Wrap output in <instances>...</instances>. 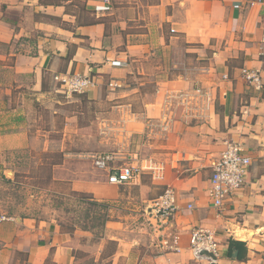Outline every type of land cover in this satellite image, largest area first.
Listing matches in <instances>:
<instances>
[{"label": "crops", "instance_id": "0c3cea01", "mask_svg": "<svg viewBox=\"0 0 264 264\" xmlns=\"http://www.w3.org/2000/svg\"><path fill=\"white\" fill-rule=\"evenodd\" d=\"M187 1L167 14L164 0H84L82 10L75 0H0V149L37 140L48 149L46 134L31 136L34 102L65 92L57 75L89 76L95 84L81 94L113 98L116 117L135 120L142 134L134 152L141 173L130 183L141 184L142 200L152 203L172 187L179 207L171 229L178 252H163L145 217V254L133 251L140 241L132 237L119 244L117 259H125L115 264H209L192 254L198 228L217 242L211 264H264V0ZM207 48L212 56L202 66ZM180 54L194 57L190 67ZM244 68L260 73L261 90L246 82ZM229 141L240 143L252 164L244 187L217 208L210 179ZM150 163L151 193L141 179ZM102 171L97 183L75 178L73 188L110 198L117 185ZM230 239L246 243V260L229 252ZM71 250L55 220L0 222V264H73Z\"/></svg>", "mask_w": 264, "mask_h": 264}, {"label": "rangeland", "instance_id": "374dc122", "mask_svg": "<svg viewBox=\"0 0 264 264\" xmlns=\"http://www.w3.org/2000/svg\"><path fill=\"white\" fill-rule=\"evenodd\" d=\"M75 1L77 9L82 10L84 0ZM142 1L145 6L161 3V0ZM203 1L196 4L202 5ZM178 2L164 0L165 12L173 14ZM212 44L225 46V42ZM212 51L207 48V54L202 55L204 59L199 61L202 66L207 64ZM191 56L187 54L184 58L180 54L178 58L190 67L195 60ZM107 97L97 100L67 91L44 97L34 102L30 113L34 119L31 136H47L53 144L45 149L43 142L37 140L34 146L26 148L0 149V213L10 218L55 220L71 245L73 264L121 263L125 257L117 259L118 246L123 247V240L132 237L140 241L133 250L136 254L142 256L148 249L144 219L152 202L142 200L141 184L113 186L115 194L105 199L84 190L76 191L90 193L93 199L80 200L79 195L69 194L71 189L75 190L72 185L75 178L81 184L97 183L103 178V169L93 164L92 155L113 153L120 164L140 168L134 152L141 148L142 134L136 124L131 126L130 117H116L115 100ZM38 129L40 132H36ZM56 161L62 163L53 167L51 163ZM148 167L144 168L141 179L149 190L153 187L154 167L152 163Z\"/></svg>", "mask_w": 264, "mask_h": 264}, {"label": "built area", "instance_id": "2783aa9c", "mask_svg": "<svg viewBox=\"0 0 264 264\" xmlns=\"http://www.w3.org/2000/svg\"><path fill=\"white\" fill-rule=\"evenodd\" d=\"M246 82L252 84L256 90L263 87L262 77L258 71L244 68L242 70ZM55 80L62 84V88L69 93H81L87 91L95 82L86 75L65 74L55 76ZM111 85H113L111 83ZM97 168L108 173V181L113 185H123L134 181L140 174V168L134 165H116V154L92 155ZM112 162V163H111ZM252 164L251 157L244 151L242 145L235 141L226 143L219 159L214 163L211 175L210 196L213 205L221 208L225 201L235 196L245 185L249 168ZM192 207V205H189ZM179 207L177 205L176 192L172 187H167L152 203L151 208L145 213L148 223L152 225L156 234L154 240L163 252H178L180 246L178 236L173 234L172 219ZM10 217L0 213V222ZM148 224V225H149ZM166 230L164 236L159 232ZM163 236V237H162ZM192 254L195 259L207 257L210 263L219 257V249L212 233L203 229H193L190 237ZM212 252L216 259H212L202 252Z\"/></svg>", "mask_w": 264, "mask_h": 264}, {"label": "trees", "instance_id": "16d2710c", "mask_svg": "<svg viewBox=\"0 0 264 264\" xmlns=\"http://www.w3.org/2000/svg\"><path fill=\"white\" fill-rule=\"evenodd\" d=\"M61 156H63V153L61 152L60 153ZM62 163V161H56V162H53L51 163V165L54 167L55 165H58ZM3 179H6L4 175L1 176ZM71 195H79V197H81L80 200H86V199H93V195L90 194V193H87V192H81V191H76V190H73L71 189L70 193ZM108 218H106L104 221H107ZM236 247L238 250H239V253H238V256H237V259L239 261H243V260H246L247 259V254H248V248L246 246V243L243 242V241H238V240H235V239H230L229 240V252L232 254L233 253V248Z\"/></svg>", "mask_w": 264, "mask_h": 264}, {"label": "water", "instance_id": "95a60500", "mask_svg": "<svg viewBox=\"0 0 264 264\" xmlns=\"http://www.w3.org/2000/svg\"><path fill=\"white\" fill-rule=\"evenodd\" d=\"M238 252H239L238 249L236 247H234V249H233V257L237 258ZM202 254L203 255H206V256H208V257H210L212 259H216V257L214 256V254L212 252H209L208 250H204L202 252Z\"/></svg>", "mask_w": 264, "mask_h": 264}]
</instances>
